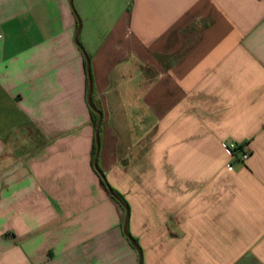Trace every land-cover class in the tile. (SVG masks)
Masks as SVG:
<instances>
[{
	"label": "crops",
	"instance_id": "obj_1",
	"mask_svg": "<svg viewBox=\"0 0 264 264\" xmlns=\"http://www.w3.org/2000/svg\"><path fill=\"white\" fill-rule=\"evenodd\" d=\"M140 263L264 264V0H0V264Z\"/></svg>",
	"mask_w": 264,
	"mask_h": 264
},
{
	"label": "water",
	"instance_id": "obj_2",
	"mask_svg": "<svg viewBox=\"0 0 264 264\" xmlns=\"http://www.w3.org/2000/svg\"><path fill=\"white\" fill-rule=\"evenodd\" d=\"M70 4H71L72 7H74L73 0H70ZM80 34H81V23H80V20H79V29H78V32H77V35H76V43L80 47V49L82 50V52H83V54L85 56V59H86V63H87V73H88V76H89V79H90V88H89V93H88V104H89L90 108L95 113H97L98 116H99V121H98L97 128H96V146H97V152H96V158H95V161H94V165H95V168L98 171V173L100 175H103L102 171H100V169L98 167V157H99L100 148H101L100 128H101L102 121H103V114L100 111H98L96 109V107L93 105V98H92V96H93V86H92V80H91V61H90V58H89L87 52L84 50V48L82 47V45H81V43L79 41ZM110 193L120 203V205L126 211V218H125V223H124V233L128 237V239L131 241L132 245L139 252L140 259H141V257H142L141 250H140L137 242L131 237V235L129 234V231H128L129 218H130V210H129L128 206L124 203V201H122L120 199V197H118L116 194H114L112 192V190H110Z\"/></svg>",
	"mask_w": 264,
	"mask_h": 264
},
{
	"label": "trees",
	"instance_id": "obj_3",
	"mask_svg": "<svg viewBox=\"0 0 264 264\" xmlns=\"http://www.w3.org/2000/svg\"><path fill=\"white\" fill-rule=\"evenodd\" d=\"M91 80H92V86H93V105L96 107V109L98 111H100L102 114H103V110H102V106L100 104V102L96 99L95 97V93H94V85H93V77H92V73H91ZM89 88H90V79H89V76H88V93H89ZM91 115H92V120H93V125L95 127V129L97 128V124H98V121H99V116L97 113H95L92 109H91ZM96 152H97V146H95V149H94V157L96 156ZM96 169V168H95ZM97 171V170H96ZM98 172V171H97ZM101 178H102V181L104 183V185L106 186V188L108 189V191L110 192V190H112V192L114 194H116L118 197H120V199L122 201H124V203L126 204L123 196L118 193L116 190H114L107 182L106 178H105V175H100ZM114 198V197H113ZM127 205V204H126Z\"/></svg>",
	"mask_w": 264,
	"mask_h": 264
},
{
	"label": "built area",
	"instance_id": "obj_4",
	"mask_svg": "<svg viewBox=\"0 0 264 264\" xmlns=\"http://www.w3.org/2000/svg\"><path fill=\"white\" fill-rule=\"evenodd\" d=\"M229 148L234 154H236V156H238L239 160L243 163L247 162L251 156V150L247 145L244 149H241V147H239L237 144L231 143L229 145Z\"/></svg>",
	"mask_w": 264,
	"mask_h": 264
},
{
	"label": "rangeland",
	"instance_id": "obj_5",
	"mask_svg": "<svg viewBox=\"0 0 264 264\" xmlns=\"http://www.w3.org/2000/svg\"><path fill=\"white\" fill-rule=\"evenodd\" d=\"M74 8L76 9V0H73Z\"/></svg>",
	"mask_w": 264,
	"mask_h": 264
}]
</instances>
